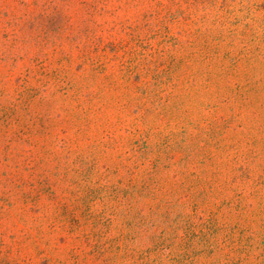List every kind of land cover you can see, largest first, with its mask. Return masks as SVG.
Returning <instances> with one entry per match:
<instances>
[{"label": "rangeland", "instance_id": "obj_1", "mask_svg": "<svg viewBox=\"0 0 264 264\" xmlns=\"http://www.w3.org/2000/svg\"><path fill=\"white\" fill-rule=\"evenodd\" d=\"M0 264H264V0H0Z\"/></svg>", "mask_w": 264, "mask_h": 264}]
</instances>
